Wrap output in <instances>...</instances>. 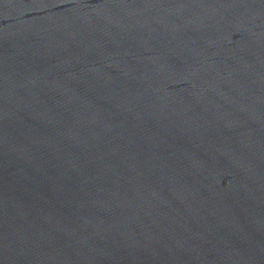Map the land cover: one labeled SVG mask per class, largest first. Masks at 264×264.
<instances>
[{
    "label": "water",
    "instance_id": "1",
    "mask_svg": "<svg viewBox=\"0 0 264 264\" xmlns=\"http://www.w3.org/2000/svg\"><path fill=\"white\" fill-rule=\"evenodd\" d=\"M0 264H264V0H0Z\"/></svg>",
    "mask_w": 264,
    "mask_h": 264
}]
</instances>
